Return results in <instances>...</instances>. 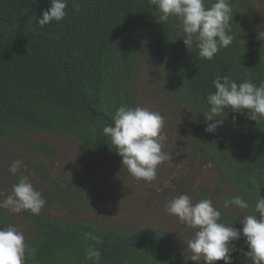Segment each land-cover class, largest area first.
<instances>
[{
    "label": "trees",
    "instance_id": "trees-1",
    "mask_svg": "<svg viewBox=\"0 0 264 264\" xmlns=\"http://www.w3.org/2000/svg\"><path fill=\"white\" fill-rule=\"evenodd\" d=\"M230 4L237 39L207 61L195 50L186 51L175 19L161 24L149 0H68L66 17L44 26L39 19L51 0H0V144H26L36 156L50 157L52 149L31 143L30 137L60 133L89 158L122 168V158L103 127L112 122L117 107H133L137 64L148 48L153 62L168 69L197 117L188 140L201 150L203 163L216 168L219 183L242 196L252 212L257 193L264 198V120L256 123L246 119V112L240 115L226 108L224 124L207 133L201 113L207 110V96L215 91L216 76L228 75L238 84L251 80L257 86L264 81V42L241 30L253 24L252 4ZM30 167L42 184L54 185L41 160ZM82 184L95 187L91 177ZM69 185L65 195L54 191L43 196L46 205L58 198L69 201L83 189L78 183ZM21 214L34 229L26 243L36 253L27 264H92L85 259L90 245L100 251V264H194L175 251L172 235L161 229ZM15 215L0 209V228L14 226ZM236 249L233 264H250L243 255L248 251L245 238L236 242Z\"/></svg>",
    "mask_w": 264,
    "mask_h": 264
},
{
    "label": "clouds",
    "instance_id": "clouds-1",
    "mask_svg": "<svg viewBox=\"0 0 264 264\" xmlns=\"http://www.w3.org/2000/svg\"><path fill=\"white\" fill-rule=\"evenodd\" d=\"M149 3L156 6L161 24H166L170 18L175 19V27L183 37L186 51L193 53L195 50L200 59L212 61L221 49L228 48L237 39L231 27L234 15L230 0H149ZM67 6L68 0H51V7L43 12L39 25L62 21L67 15ZM257 39L264 42V25L258 27ZM212 83L215 91L209 93L207 110L201 112L207 133H215L224 124L222 117L226 108L240 115L246 112V119L256 123L264 120V81L258 86L251 80L238 84L224 75L216 76ZM164 123L165 117L148 107L119 106L112 122L103 127V134L122 158V168L136 180L153 182L157 179L158 166L171 163V155L163 150L166 140ZM23 167V161L16 159L11 162L8 172L16 175ZM169 183L166 182L165 187ZM46 203L41 192L24 175L12 185L10 193L0 192V209L9 213L28 211L39 215ZM223 206L242 210L250 207L239 195L225 200ZM165 210L193 230L185 242V253L187 260L194 264H215L217 261L233 264L231 254L237 250L236 242L241 237L245 238L248 248L243 253L246 260L250 264H264V198L259 192L253 211L243 215L242 229L222 223V212L207 198L193 202L191 196L181 194L168 202ZM92 239L99 243L97 238ZM35 253L36 249L26 243L24 233L17 227L0 228V264H27V259ZM85 259L100 264L101 253L90 245Z\"/></svg>",
    "mask_w": 264,
    "mask_h": 264
},
{
    "label": "rangeland",
    "instance_id": "rangeland-1",
    "mask_svg": "<svg viewBox=\"0 0 264 264\" xmlns=\"http://www.w3.org/2000/svg\"><path fill=\"white\" fill-rule=\"evenodd\" d=\"M250 2L253 24L242 26L241 30L246 35L257 36L258 27L264 25V0ZM232 20L235 22L234 18ZM134 81L133 107H148L165 117L163 150L171 155L172 160L158 166L155 181L136 180L127 169L109 167L89 158L72 140L60 133H43L31 136L30 142L47 145L52 149L50 157L38 153L36 156L26 144H0V192L10 193L21 175L29 178L42 197L54 191L65 195L64 191L72 188L69 184L78 183L83 189L72 199H53L39 215L50 219H86L106 227L161 229L172 235L175 251L187 260L185 242L193 230L166 212L167 203L174 197L188 194L193 202L210 199L225 217L224 224L237 229H242L243 215L251 211L235 206L224 208L225 200L237 194L228 185L219 183L216 168L204 164L201 150L188 140L187 134L197 117L182 98L168 69L153 62L148 48L138 61ZM16 159L22 160L24 167L16 175H11L8 168ZM38 160L43 162L54 185L42 184L30 167ZM87 177L93 179L95 187H84L82 183ZM166 182H170L167 187ZM15 214L14 226L24 233L27 241L34 232L33 226L21 213Z\"/></svg>",
    "mask_w": 264,
    "mask_h": 264
}]
</instances>
